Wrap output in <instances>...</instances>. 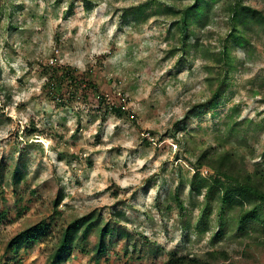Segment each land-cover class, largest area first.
<instances>
[{"label":"rangeland","instance_id":"374dc122","mask_svg":"<svg viewBox=\"0 0 264 264\" xmlns=\"http://www.w3.org/2000/svg\"><path fill=\"white\" fill-rule=\"evenodd\" d=\"M194 1L0 0V264H45L61 228L91 212L126 237L103 258L91 237L65 264H164L173 255L264 264V212L245 235L236 220L215 235L219 219L260 202L221 217L218 203L208 207L188 188L202 153H229L264 192V22L237 34L227 7L241 2L264 15V0H212L211 13L189 18L184 40L176 22L205 10ZM138 6L136 22L129 14ZM239 34L245 46L232 47ZM63 67L76 82L60 73L51 85ZM18 161L26 176L15 187ZM40 221L50 240L6 251Z\"/></svg>","mask_w":264,"mask_h":264},{"label":"trees","instance_id":"16d2710c","mask_svg":"<svg viewBox=\"0 0 264 264\" xmlns=\"http://www.w3.org/2000/svg\"><path fill=\"white\" fill-rule=\"evenodd\" d=\"M211 1L212 0H195V9L198 10V8L204 4L205 10L191 15L188 10H186L183 15V23L176 22L179 31L180 29L183 31L180 32L182 33V38L184 40L189 35V18L192 17V20L195 19L199 21L202 15L211 13ZM227 4L228 11L231 12L230 22L232 31H235L237 34V31H241V34H243L248 28V25H254V23L261 24L264 22V15L250 6H245L241 2H238L235 7L231 5V2L230 4L229 2ZM83 6L86 10H91V5L88 2L85 1ZM70 8L72 9L71 6ZM144 11V6H138L136 9H133L129 15L133 17L134 21L138 22V19L142 16ZM259 19L262 21H259ZM193 23H195L194 20ZM241 34L236 36L231 35V42L229 44L232 47L241 48L245 46L247 39ZM229 48V45L227 46L223 44L222 46V54L228 64L231 61L230 57H228ZM60 73L62 76L68 77L69 79L71 78V83H74V71L70 70V68L63 67L53 71L54 76H51L48 80L51 85L55 84L57 86L56 81L58 80L57 77H59L58 74ZM48 81L46 83L51 87V85L48 84ZM220 91V89L215 91L213 97L203 106L207 109H212L221 96ZM110 111L116 116L121 115L119 109L111 107ZM197 165L199 167L196 168L193 177L188 183L189 193L196 197L204 195L208 207L218 203L221 206V217H224L226 212H230L233 209L239 208L242 210L245 203L252 204L254 202H260V205L263 206H255L251 210L241 212L240 215L234 216V218H227L226 220L219 219V230L215 234L217 238L220 236L222 237L225 233V228L229 226L228 220L232 221V224L236 220V231L240 235L247 234V232L253 228V223L263 221L264 192L259 187V179L240 170L237 164L233 161V156L231 154L210 155L208 152H204L199 156ZM203 166L209 168L213 174L202 176L199 169ZM4 170L5 169L3 168L0 169V181L3 179ZM25 176L26 170L23 165H20V161H18L17 166L11 173L12 185L15 187L19 185ZM58 201L59 200H57L54 205H58ZM208 207L206 208L208 209ZM2 217H4V215L0 216V221ZM262 223H264V221ZM52 234L53 230L51 229L50 224L46 221H40L12 237L7 243L6 251L17 254L21 250L31 249L38 243L50 240ZM91 237L96 239L92 252H94L98 258H103L109 251V247L126 237V232L119 230L114 223L104 221L101 214H96L95 212L78 217L68 222L65 227L61 228L57 241L49 248L50 252L46 257L45 264H65L75 251L79 250L85 253V247L88 245ZM164 264L205 263H201L194 258L173 255L168 258Z\"/></svg>","mask_w":264,"mask_h":264}]
</instances>
